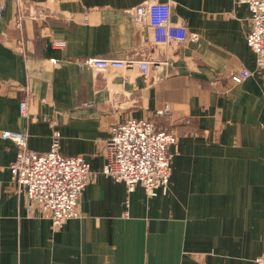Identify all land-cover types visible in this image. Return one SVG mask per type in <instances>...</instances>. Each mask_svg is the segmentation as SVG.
I'll list each match as a JSON object with an SVG mask.
<instances>
[{"label": "crops", "instance_id": "0c3cea01", "mask_svg": "<svg viewBox=\"0 0 264 264\" xmlns=\"http://www.w3.org/2000/svg\"><path fill=\"white\" fill-rule=\"evenodd\" d=\"M149 0H6L0 21V264H254L264 256V69L248 46L250 11L237 0L171 2L173 22L196 37L155 44L134 24ZM28 5L22 30L16 27ZM63 41L66 47L55 48ZM88 58L152 62L148 76L96 69ZM254 74L236 85L231 75ZM30 92L29 117L20 114ZM165 106L171 114L157 117ZM153 119L174 130L179 154L167 193L105 177L111 129ZM25 133L47 153L56 132L90 181L80 218L57 230L12 182Z\"/></svg>", "mask_w": 264, "mask_h": 264}, {"label": "built area", "instance_id": "2783aa9c", "mask_svg": "<svg viewBox=\"0 0 264 264\" xmlns=\"http://www.w3.org/2000/svg\"><path fill=\"white\" fill-rule=\"evenodd\" d=\"M6 0H0V21L6 17ZM248 6L251 29L247 42L256 56L259 69H264V0H237ZM26 3L17 13L16 27L22 30L25 21ZM134 24L139 29L149 28L155 44H184L195 41L183 22H173L171 2L149 0L138 5L134 11ZM55 48L63 49L66 43L57 41ZM96 69L128 70L137 67L143 76H148L152 62L131 59L88 58L84 62ZM248 69L231 75V81L241 85L253 76ZM25 99L20 103V114L29 117V89H23ZM171 114L165 106L156 112L157 117ZM3 139L12 140L19 151L10 166L12 182L26 190L32 206L51 214L55 229H62L70 220L80 218L79 203L90 181V166L81 156H65L59 150L61 134L56 132L51 150L40 153L29 149L25 133L5 131ZM179 154V140L174 130L160 129L153 119H129L111 129L107 144V158L101 173L114 181L126 184L131 193L136 186L144 187L148 196L167 193L170 185L172 164ZM254 264H264V256Z\"/></svg>", "mask_w": 264, "mask_h": 264}, {"label": "rangeland", "instance_id": "374dc122", "mask_svg": "<svg viewBox=\"0 0 264 264\" xmlns=\"http://www.w3.org/2000/svg\"><path fill=\"white\" fill-rule=\"evenodd\" d=\"M56 42H57V41H56ZM54 43H55V42H54ZM54 43H53V44H54Z\"/></svg>", "mask_w": 264, "mask_h": 264}]
</instances>
